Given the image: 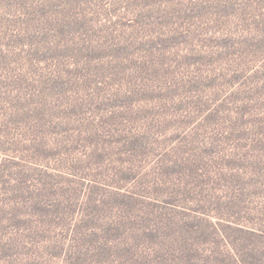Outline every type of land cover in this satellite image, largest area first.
I'll use <instances>...</instances> for the list:
<instances>
[{"label":"trees","instance_id":"trees-1","mask_svg":"<svg viewBox=\"0 0 264 264\" xmlns=\"http://www.w3.org/2000/svg\"><path fill=\"white\" fill-rule=\"evenodd\" d=\"M62 8L29 9L50 28L9 29L0 15V264H246L243 243L264 245V132L243 143L251 132L237 125L243 150L214 154L190 131L127 133L110 121L122 107L78 106L49 40L71 32ZM23 54L48 73L21 71ZM221 186L256 231L206 214L226 215L210 191Z\"/></svg>","mask_w":264,"mask_h":264},{"label":"rangeland","instance_id":"rangeland-1","mask_svg":"<svg viewBox=\"0 0 264 264\" xmlns=\"http://www.w3.org/2000/svg\"><path fill=\"white\" fill-rule=\"evenodd\" d=\"M61 6L62 23L70 22L71 32L49 40L64 68V91L78 106L122 107L127 112L110 121L118 119L127 133L141 130L153 139L190 131L204 146L211 143L214 154L243 150L237 125L251 132L243 143L264 132V104L255 101V91L264 97V0H0V15L9 29L24 21L33 29L42 22L50 28L53 16L29 9L52 12ZM43 43L45 58H55ZM15 60L32 76L36 70L48 73L24 54ZM226 188L210 189L226 215L211 209L206 214L256 231L243 210L230 204ZM243 244L238 256L244 263L264 264L259 240Z\"/></svg>","mask_w":264,"mask_h":264}]
</instances>
